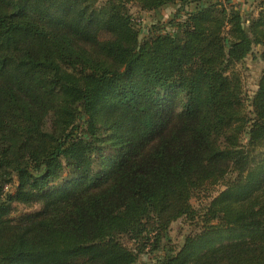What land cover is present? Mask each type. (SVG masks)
Wrapping results in <instances>:
<instances>
[{
	"label": "trees",
	"instance_id": "obj_1",
	"mask_svg": "<svg viewBox=\"0 0 264 264\" xmlns=\"http://www.w3.org/2000/svg\"><path fill=\"white\" fill-rule=\"evenodd\" d=\"M248 1L0 0V264H264V69L251 96L237 69L256 47L264 64V0ZM176 4L194 8L141 36L131 7ZM179 219L191 233L167 248Z\"/></svg>",
	"mask_w": 264,
	"mask_h": 264
},
{
	"label": "rangeland",
	"instance_id": "obj_2",
	"mask_svg": "<svg viewBox=\"0 0 264 264\" xmlns=\"http://www.w3.org/2000/svg\"><path fill=\"white\" fill-rule=\"evenodd\" d=\"M235 3L238 5L241 11H245L247 9L252 10L254 13L256 12V5L258 2L251 3L248 0H234ZM250 4V6H249ZM194 5H185L180 6L179 4L176 5H168L163 7L160 10L155 12H142L139 11L136 7H131V13L133 15L134 21L137 25V28L141 31V36L146 35L150 26L155 24H164L169 19L176 16L179 12L181 15L185 12L193 10ZM75 47H82L86 48L87 46L81 43L74 42ZM261 47H256L254 49L253 56H249L243 64L237 65V69L240 71L242 76V81L244 84L245 93L247 96H251L256 88L258 80L261 76V73L264 69L263 62L259 59V55L261 52ZM180 112H181V99L179 95L173 97L172 105H171V112L168 115V130H171L175 127V125L180 121ZM10 186H7L9 188ZM221 187H216L215 191L220 190ZM213 191V194H215ZM212 194V195H213ZM208 201L205 199H192L190 201L192 207L198 208L200 205H204ZM39 206H35L31 209H24L21 206H18V211H32L34 209H38ZM191 233V227L184 219H179L173 222L167 231L166 241L164 244L169 247H179L182 245L184 241V237ZM122 242L126 247L134 248V243L128 237H123ZM160 255L161 250L159 252H155L153 254H141L139 256V262L141 263H151L153 260V255Z\"/></svg>",
	"mask_w": 264,
	"mask_h": 264
}]
</instances>
